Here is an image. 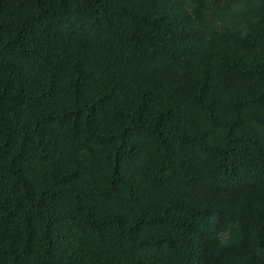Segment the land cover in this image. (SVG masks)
I'll return each mask as SVG.
<instances>
[{
	"label": "trees",
	"instance_id": "16d2710c",
	"mask_svg": "<svg viewBox=\"0 0 264 264\" xmlns=\"http://www.w3.org/2000/svg\"><path fill=\"white\" fill-rule=\"evenodd\" d=\"M0 264H264V0H0Z\"/></svg>",
	"mask_w": 264,
	"mask_h": 264
}]
</instances>
